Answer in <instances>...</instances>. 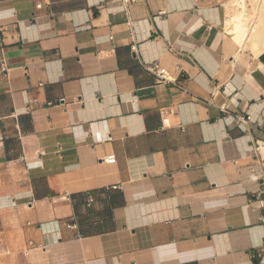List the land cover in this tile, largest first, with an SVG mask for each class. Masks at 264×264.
Returning a JSON list of instances; mask_svg holds the SVG:
<instances>
[{
  "label": "crops",
  "instance_id": "1",
  "mask_svg": "<svg viewBox=\"0 0 264 264\" xmlns=\"http://www.w3.org/2000/svg\"><path fill=\"white\" fill-rule=\"evenodd\" d=\"M220 5L0 0V237L43 264H264V52L234 58Z\"/></svg>",
  "mask_w": 264,
  "mask_h": 264
},
{
  "label": "bare ground",
  "instance_id": "2",
  "mask_svg": "<svg viewBox=\"0 0 264 264\" xmlns=\"http://www.w3.org/2000/svg\"><path fill=\"white\" fill-rule=\"evenodd\" d=\"M220 4L223 36L235 49L234 58L241 60L247 50L264 49V0H220ZM260 150L264 157V149Z\"/></svg>",
  "mask_w": 264,
  "mask_h": 264
},
{
  "label": "built area",
  "instance_id": "3",
  "mask_svg": "<svg viewBox=\"0 0 264 264\" xmlns=\"http://www.w3.org/2000/svg\"><path fill=\"white\" fill-rule=\"evenodd\" d=\"M125 2V1H124ZM36 9H40V5H36ZM127 26L131 29L132 26V21L127 18ZM131 31V30H130ZM131 39H132V43L130 45V51L134 54H136V50H137V44L133 38V34L131 31ZM140 66L142 67V69L144 71H146L147 73L153 75L156 79V82L160 85H166V84H172L173 86H175L176 88H178L180 91H182L183 93H186L190 96H192L193 99H197V97L192 94L188 89H186L185 87H182L180 85H178L174 80H172L169 77L168 72L166 71V69L161 68L158 66V64L156 63H151V64H146V63H142L140 62ZM221 111L224 114H228V112L226 111V109H224L223 107L221 108ZM175 114V111L173 108L168 107V108H162L160 110V116H161V125H162V129L169 127L170 125V118ZM235 122L238 125H244L248 122V118H243V117H238L235 116L234 117ZM115 156L114 155H110L107 156L105 158H103L101 160V163L105 164V165H113L115 163ZM260 206L263 208L264 204L262 201L259 202Z\"/></svg>",
  "mask_w": 264,
  "mask_h": 264
},
{
  "label": "rangeland",
  "instance_id": "4",
  "mask_svg": "<svg viewBox=\"0 0 264 264\" xmlns=\"http://www.w3.org/2000/svg\"><path fill=\"white\" fill-rule=\"evenodd\" d=\"M247 6L249 3L247 2ZM222 5H220V8ZM250 8V7H249ZM250 53L257 57L260 53L264 52V49H260L259 52ZM246 52V51H245ZM243 53V56L245 54ZM0 264H43L35 255V252L28 250L24 247L22 242H17V238L14 237H0Z\"/></svg>",
  "mask_w": 264,
  "mask_h": 264
}]
</instances>
